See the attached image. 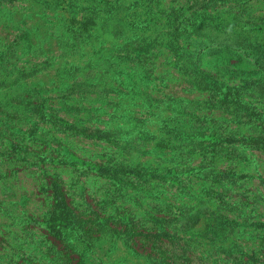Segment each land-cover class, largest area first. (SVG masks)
Wrapping results in <instances>:
<instances>
[{"label": "rangeland", "instance_id": "obj_1", "mask_svg": "<svg viewBox=\"0 0 264 264\" xmlns=\"http://www.w3.org/2000/svg\"><path fill=\"white\" fill-rule=\"evenodd\" d=\"M84 1L0 3V208L14 209L6 217L0 213L3 237L8 241L28 218L43 225L50 206L45 177L57 175L66 199L101 220L89 226L88 241L67 235L89 264H156L159 257L149 251L158 243L151 238L140 248L139 238L133 239L139 256L131 254L126 223L133 220L138 232L150 234L157 219L171 216L177 221L166 220L165 229L187 241L158 244L173 264H249L244 255L251 253L264 261V153L247 143L264 138V0H120L96 8L87 17L90 29L75 24L67 31V15L79 22L81 13H89L81 9ZM10 66L28 74L8 72ZM201 74L206 84L219 83L216 93L196 89L193 80ZM226 89L232 97L225 107L206 108ZM104 100L122 103L110 120L111 109L72 117L62 108L56 116L98 129H122L132 124L129 115L140 117L157 137L170 135L169 142L158 148L149 142L143 155L136 143L119 151L51 126L49 111L33 107L43 102L58 108L59 102L84 109ZM180 122L186 132H169ZM192 138L213 140L190 147ZM139 162L159 179L138 180L130 188L95 175L102 166ZM181 206L188 209L179 211ZM15 216L18 222L9 224ZM31 262L45 264L38 254Z\"/></svg>", "mask_w": 264, "mask_h": 264}, {"label": "trees", "instance_id": "obj_2", "mask_svg": "<svg viewBox=\"0 0 264 264\" xmlns=\"http://www.w3.org/2000/svg\"><path fill=\"white\" fill-rule=\"evenodd\" d=\"M70 1V0H68ZM77 3L79 0H76ZM120 0H108V1H101V0H85L83 3V7L81 6V9H88V12L85 13H81L83 16V19H81L79 22L76 21V19L74 18L73 15H70V17H68V15L66 16L65 19H68L66 21V25L65 27H67V31L68 29H71L70 27H74V25H78V28L80 31H84V30H88L91 27V22H93V20L91 18H87L88 16H90V14H96L95 10L96 8L98 9H105L104 7H112L114 5V3L118 2ZM207 2L210 1H220V0H205ZM2 2V0H0V3ZM85 4V5H84ZM77 12V10H76ZM75 12V13H76ZM72 24V25H71ZM90 26V27H89ZM23 38V37H21ZM26 38V37H25ZM26 43H28V40L25 39ZM15 42V41H14ZM167 45V48L169 50H171V48L173 47V44L171 41H169L168 43H165ZM145 45H137L136 48V54H135V58L136 60H139L141 58L140 52H142V48ZM146 49V47H144ZM146 55V51H143ZM145 55L143 57H145ZM125 58H127V60L125 59L124 61H132V56H126L123 55ZM142 57V58H143ZM123 60V59H122ZM3 61V60H1ZM122 61L121 64L126 63ZM134 65H138L141 66L143 65L142 63H140V61H136L133 62ZM132 63V64H133ZM10 64V63H9ZM11 65V64H10ZM135 75H138L139 77L141 75H139V72L136 71V69H131ZM20 72L22 75L26 76L28 73H25L23 70H19L16 69L12 66H10V69L8 70V72ZM129 77H132V75H130ZM199 80L194 79L193 83L196 87V89L199 90H204L209 93H216L214 91L219 90V83H214L212 82L211 84H206L203 79L206 78L205 75L201 74L200 77H198ZM207 86V87H205ZM211 86V89L208 88ZM134 91L133 88L129 87L128 91ZM218 92V91H217ZM108 93H111V90L108 91ZM228 93V94H227ZM148 99L152 98L151 95L149 94L148 91H146L144 93ZM236 94V92H235ZM218 95H221V99H217L215 103H213L212 101H207V106L206 108H210L213 110H220L222 109L221 107H225L226 103L228 102V98L232 97L231 93H230V89H226V91L224 92H220ZM210 95H208L209 97ZM41 100V99H40ZM153 102L158 103L159 99H151ZM229 102H231V100H229ZM59 104V107H52V105L50 103H48L47 105H45L43 102H35V104L33 105V107H42V110L45 111H49L50 115L47 116V119L50 122L51 126H58L59 128H64V132L66 131H71L73 134L76 133L78 135H80L82 138L84 139H89V140H100L103 141L105 144L111 145L114 148H116V150H125L126 151V145L128 146V144H135L136 146L140 145V149L138 151V155H143L146 154L143 150L144 147L146 146L147 143L152 142L155 143V147H165V146H160L162 143L161 141L167 140L169 142L168 136L167 135V139H165L164 136L162 137H157L155 133L149 132L147 130V127L144 126V123L146 122V119H142L140 117H128V119L131 120L132 124L126 126L125 128H105V129H98L96 127L93 128H88L85 127L83 125L80 124H74V122L68 123L66 120L63 119H59V117L56 116V114H58L62 108H64L63 112H70L72 113V117H75L76 115H78L80 113V111L85 112V114H90L92 112H103L104 115H106V111L108 109L112 110V114L107 113V116L109 115V120L112 117H116V112L118 109H120V105L122 106V103H110L107 100L102 101V103L100 105V107H90V108H84L83 107H61L63 105H60V103L58 102L57 105ZM213 104V105H211ZM155 108V107H154ZM228 108V107H227ZM209 109V110H210ZM41 110V111H42ZM232 110V109H231ZM39 111V110H37ZM36 111V113H38ZM111 114V115H110ZM182 114L180 111H178L177 113H175V115H177V117H180L179 115ZM59 124V125H58ZM61 124V125H60ZM125 124H127V122H125ZM182 122H180V124H176L173 126V128L168 129L169 132L175 134V132L181 131V132H186V127L184 129ZM262 130L264 131V126L262 127ZM213 139H217V141L219 142V138L215 137ZM212 139V140H213ZM189 140V139H188ZM196 140V138H195ZM194 138L191 139V141H189V146L190 147H194L196 145H201V144H211L212 140L210 139H205V138H201V140L199 141H195ZM166 141V144H167ZM225 142H228L226 140H224ZM248 144L251 145V149L254 150H258L260 152L264 153V138L261 137V140L258 139V137H252L250 139L249 142H247ZM16 146V145H15ZM128 151V150H127ZM208 152H211V150H209ZM166 161H168L167 159H165ZM62 163H64L63 161H61ZM141 166V167H140ZM159 166V165H158ZM200 166V165H199ZM155 169L159 168V167H154ZM153 168V169H154ZM155 171H152V169H146L145 168V164L144 163H138V165L135 166H129L127 163H120V164H112L111 166L106 165V166H102L99 167V169H97V171H95V175H97V177L103 178V179H111V178H115V180H117L118 182H128L127 184H129L130 188H134V186L136 185V181L138 182V180H146L147 179H153V180H158L159 177L155 174ZM222 176L226 175V173H221ZM117 175V176H116ZM132 179V180H131ZM44 188L48 193L49 199H50V206L48 208V212L46 213V216L43 217L42 220V224L43 225H38L35 226V222L32 219H26L24 221L21 222L22 226L19 228V231H16L17 233H21V234H25L27 232H29L28 229H33V228H44V233L48 234L52 240L57 244V248H59V251L55 252L54 250V246H47L45 248V251L42 255H46L48 253H50L51 255H54L55 260H59L60 263H65V264H82V260L80 257V254L77 253L76 251V246L73 244H70L68 242L67 239V235H71L73 237H75L77 240H86L88 241L89 238H91V234H89L91 232V230L89 229L90 225H94L95 224V219L98 221H101L94 212H87L84 210H80L78 209L73 203H71V201L69 199H66V194L63 192L62 189V184L60 181L59 176L57 175H49L45 177V184H44ZM170 207V205H165ZM172 208H174V206H172ZM179 209V211H183L188 208L186 207H179L177 208ZM182 215V213H180V216ZM91 217V218H90ZM167 220V222L169 220L172 221H177L174 220V217H163V218H159L157 219L155 222L158 223V226L156 227V230H154L153 233L150 234H145L142 232H138L136 229V225H135V221L133 220H127L126 224H129V241H132L133 239H137L139 238V248L144 245L143 241L149 242V239L151 238V240L153 239V242L155 244V242H157L158 244L162 243L163 241L166 242V244H170V243H175L176 241H184L185 243H187V241L185 239H181V237L178 236V233H173L172 231L165 229V225L162 223H165ZM134 223V224H133ZM33 231V230H32ZM0 242H6L5 239H3V233L0 229ZM31 232V231H30ZM97 233L100 234H109V233H105L104 230H99L96 231ZM10 233V232H9ZM115 234V233H113ZM81 238V239H80ZM158 244L154 245L155 247L152 249H150L149 252L154 253L155 255H157L159 257V261L156 264H173L172 260L169 261V259L165 256L166 251H161L160 248L158 247ZM133 241H132V245L129 246V249L135 254L138 255V253L133 249ZM54 250V251H53ZM58 256V257H56ZM70 256H74V263L71 262L73 261V258ZM139 256V255H138ZM147 256V255H145ZM245 256V260H247L249 262V264H264L263 260H257L255 259L256 256L254 255V253H251L250 255H244ZM77 258V259H76ZM251 261V262H250Z\"/></svg>", "mask_w": 264, "mask_h": 264}, {"label": "crops", "instance_id": "obj_3", "mask_svg": "<svg viewBox=\"0 0 264 264\" xmlns=\"http://www.w3.org/2000/svg\"><path fill=\"white\" fill-rule=\"evenodd\" d=\"M7 197H5L4 199H6ZM11 210V211H10ZM12 210L14 211V209H4V207L0 208V213H2V217H6L7 215H9L10 213L8 212H12ZM22 213H25L24 211ZM26 215V213H25ZM26 218V217H25ZM29 219V218H28ZM15 220V222H14ZM26 220V219H25ZM18 222L17 217L15 216V219H13L12 217L9 218V224H16ZM35 236H43V239L39 240L37 238V241L35 242L33 239H36ZM1 238V237H0ZM3 239H5L6 242H0V264H33L31 262V258L33 256H36L38 254V256L41 258L42 261H44L45 264H65V263H60L59 260H55L54 255H51L50 253L46 254L49 255V257L47 258L46 255H42L45 251V248L47 246H52L51 244L48 243L49 235L42 232V233H37L35 231H31V232H27L25 234H21V233H13L10 232L9 234V239L8 241L6 240L5 237H2ZM17 240V242H16ZM14 241L16 242V244H14ZM4 247V248H3ZM58 247V246H57ZM54 247L55 252L59 251V248ZM53 250V251H54ZM77 253L78 250L76 248ZM131 252V254H133V256H137L134 253H132L131 250H129ZM5 257H8V262L7 263H3V259ZM58 257V256H56ZM81 257L82 260V264H89L87 259H85V257ZM2 259V261H1ZM90 260V259H89ZM18 261V262H16Z\"/></svg>", "mask_w": 264, "mask_h": 264}]
</instances>
